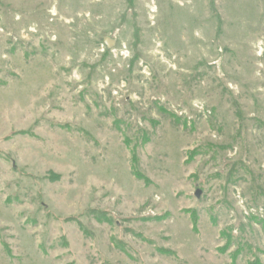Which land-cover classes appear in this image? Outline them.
<instances>
[{
  "label": "rangeland",
  "instance_id": "1",
  "mask_svg": "<svg viewBox=\"0 0 264 264\" xmlns=\"http://www.w3.org/2000/svg\"><path fill=\"white\" fill-rule=\"evenodd\" d=\"M0 264H264V0H0Z\"/></svg>",
  "mask_w": 264,
  "mask_h": 264
},
{
  "label": "trees",
  "instance_id": "2",
  "mask_svg": "<svg viewBox=\"0 0 264 264\" xmlns=\"http://www.w3.org/2000/svg\"><path fill=\"white\" fill-rule=\"evenodd\" d=\"M63 128H66V127H63ZM20 134H25V133H20ZM30 135V134H29ZM134 156H132V163H131V169H132V173H133V176L136 177L137 179L139 180H143L145 181V179L136 171V165L134 164ZM97 217L96 219L99 221L100 220H103V215L102 214H96ZM105 219V218H104ZM195 220V219H194Z\"/></svg>",
  "mask_w": 264,
  "mask_h": 264
},
{
  "label": "water",
  "instance_id": "3",
  "mask_svg": "<svg viewBox=\"0 0 264 264\" xmlns=\"http://www.w3.org/2000/svg\"><path fill=\"white\" fill-rule=\"evenodd\" d=\"M114 44V42L112 40H109V39H104V45L106 46V48L108 50L111 49V46ZM196 197H199V192H196L195 194Z\"/></svg>",
  "mask_w": 264,
  "mask_h": 264
},
{
  "label": "bare ground",
  "instance_id": "4",
  "mask_svg": "<svg viewBox=\"0 0 264 264\" xmlns=\"http://www.w3.org/2000/svg\"><path fill=\"white\" fill-rule=\"evenodd\" d=\"M151 12H154L153 10Z\"/></svg>",
  "mask_w": 264,
  "mask_h": 264
}]
</instances>
